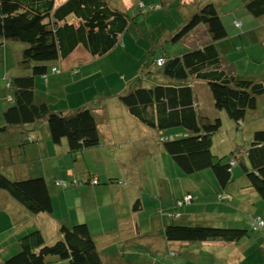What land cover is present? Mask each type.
<instances>
[{
    "label": "trees",
    "instance_id": "1",
    "mask_svg": "<svg viewBox=\"0 0 264 264\" xmlns=\"http://www.w3.org/2000/svg\"><path fill=\"white\" fill-rule=\"evenodd\" d=\"M165 1L169 0H164L163 4L168 3ZM240 3L264 25V0H240ZM163 4L148 6L142 1L138 7L146 13L164 8ZM118 5L111 0H64L60 3L58 0H0V59L8 57L17 46H21L22 57L20 73L4 71L9 77L4 96L8 104L0 106V119L3 121L0 136L17 130L22 137L21 142L17 141L30 143L37 140L36 136H31L34 130L39 126L45 127L50 144L65 145L74 162H79L80 154L85 155L101 145L104 141L101 129L104 123L98 112L101 104L87 101L93 96L84 95L80 99H84V103L76 104L79 106L74 108H57L52 104L55 101L40 102L37 95L41 96V77L62 73L63 70L55 63L69 59L78 48H83L93 57H103L120 43V36L128 29L131 18L129 12ZM234 24L241 30L244 27L239 20H234ZM249 27L237 38L246 42L247 37H262L259 25ZM200 29L207 33L206 40L188 43L185 52L159 56L153 71L148 70L152 75L144 78L143 84L130 82L124 92L116 93L117 98L132 117L152 129L153 137L157 133L158 142L162 145L158 148L167 156L159 172L167 171L166 166H171L169 162L174 164L175 172L186 176L206 174L211 169L220 185L219 199L224 200L231 196L229 187L236 181L234 166L238 165L242 168L243 178H247L264 201V123L259 116L254 117L259 98L264 97V79L239 76L232 63L220 52L218 42L228 37V31L219 6L213 0H196L187 12L185 22L169 37L171 41L179 42ZM84 67L83 64L71 66L69 75L83 74ZM82 89L86 88L83 86ZM209 92L213 98L212 105L206 104ZM86 102H91V105ZM252 111L248 122L254 127L259 124L263 127L256 128L250 146L243 151L239 148L225 154L216 150L214 136L222 131L224 125L220 114L224 112L231 120L228 121L243 130L245 119ZM6 150L9 149L5 147L3 152ZM16 162L13 157H0V189L30 213H52L54 203L50 179L42 174L15 176L25 173ZM130 165L128 163L125 167ZM120 166L118 173L123 171ZM90 174L82 181L77 177L72 180L53 178V181L55 186L64 190L75 185H99L102 182L97 179L99 175ZM132 178L137 179L138 175ZM121 179L122 175H118L103 183L111 185L122 182ZM188 196L178 199L175 205L189 204L192 199L186 201ZM142 208V201L137 199L132 210L139 212ZM174 214L172 212V217L169 216L164 228L165 237L172 244L209 240L229 242L249 235L246 227L187 224L186 220L182 221L179 215ZM256 217L251 227L264 233V226H255L260 220L264 222V218ZM137 231L140 233V229ZM114 233L100 232L86 221L69 224L62 220L58 236L51 242L39 229L22 235L17 242V251L4 264H106L101 249L103 238ZM135 238H138L137 234L133 240ZM160 253H168L171 264H185L175 260L179 251L174 246Z\"/></svg>",
    "mask_w": 264,
    "mask_h": 264
},
{
    "label": "crops",
    "instance_id": "2",
    "mask_svg": "<svg viewBox=\"0 0 264 264\" xmlns=\"http://www.w3.org/2000/svg\"><path fill=\"white\" fill-rule=\"evenodd\" d=\"M58 1L60 3L64 0ZM111 1L112 3L122 5L123 7L121 9L126 11L129 9L128 7H124L126 4L138 5L142 1L147 2L146 0ZM70 68L71 66L67 65L60 74H51L44 78L41 77V82L46 85L44 86L45 89L49 91L51 86L57 88L58 83L73 79L69 75ZM88 70L89 68L85 66L82 71V77H75L73 83L86 84V78L89 76ZM124 88L125 85H122L119 92H124ZM105 96L109 97L108 95H104L103 100L106 99ZM113 96L114 98L109 101V105L116 115L123 116V120H116L114 123L113 119H111L113 113L111 114L109 109H107L109 110L107 117L103 107L99 109L98 112L104 123V126L101 127L104 141L97 148L87 152V154H80L79 162L73 161L65 145L50 144L48 140L49 133L45 127L39 126L37 129H33L34 132L31 136H36L37 140L30 143H20V138L22 137L19 136L17 130L8 133V135L0 136V157L16 158L17 166L25 172L23 175L17 174L15 176L46 175L51 182L50 188L54 203L52 213L33 214L21 207L0 189V264H4L6 259L15 254L18 239L26 232L28 233L32 230L39 229L50 239V242L54 240L58 236V230L62 220L69 222V224L86 221L90 227L100 229V232L105 231V234L119 231L114 233L116 235L112 234L110 236L107 234V237L103 238L104 242H102L103 247L101 249L106 264H152V256H155L157 252H166L173 246L179 247V253L175 260L185 264H190V261L193 262L192 264H197L196 258L201 256L199 250L190 252L186 251V248L182 249L181 247L202 243L207 244L209 247L213 244V256H216V261L228 262L227 264H233V261L236 259L242 261L244 257L239 255V251L247 253L246 247L250 244V235L244 236L240 240L229 242L209 240L172 244L167 241L164 234L165 225L169 222V216L171 214L162 213L160 215L155 213L154 219L156 222L154 223L152 221V203L157 204V201L154 200V197H157V199L160 198V201H164L163 205L169 208L171 205H175L178 199H183L188 195L191 196L192 201L189 204L174 206L172 209V212L176 213L174 215H179V219L183 217V221H190L193 215L188 213L190 211L187 208L195 202L202 206H208L212 203H218L219 205L226 203L225 211L222 212V208H220L219 212H217V208L216 212H211L210 219L207 222L208 225L218 226L215 224L217 223L215 221H219L221 222V227L240 228L237 223L243 222L244 217L242 211L235 206L236 201L233 198L238 194L237 201L244 200L247 196L256 193L247 178L244 177L246 182L237 188V180L243 178V175L239 173V175H235L236 181L229 187V194L231 196L224 200L219 199L218 193L221 190L218 188L219 182L214 175H209V177L201 175L186 176L176 171L178 175L173 177V175H169L167 171H164V173L159 172L157 174V176L161 175V179L156 176L157 185L153 183L152 178H148L150 179L149 182L145 183L144 181L145 186L142 188L138 178H132L134 175H139V172L136 173V168L133 165L134 159L136 158V162L139 164V161L146 156L144 162L148 163L147 155L150 157L152 155L154 157L160 156V164H163L167 156L158 147L156 150L152 149L151 141L154 135L152 129L132 117L127 108L117 98V94ZM37 100L40 102H48L50 98L46 95L39 97L37 95ZM90 101L93 103L98 102L95 98H91ZM79 103L83 104L84 101L81 100ZM72 106L69 104V107ZM104 106L106 107V105ZM0 123L1 125L3 124L1 119ZM5 147L9 150L3 152ZM140 147L143 149H140ZM128 163L131 165L126 173L128 168L125 166ZM155 163H157V157ZM120 164L124 165V167H121ZM169 164L171 165L170 162ZM119 166L123 168V171L118 173L117 168ZM62 170L63 173L61 172ZM90 172L94 173V175H99L97 179L99 178V181L102 180L99 185L81 184L66 190L54 185L55 180L53 178L58 180H72L77 177L82 181L87 178L86 175H92ZM21 173L23 172L21 171ZM118 175H122V182L111 183V185L103 183L104 180L109 182L110 179L117 178ZM123 175H128V177ZM145 175L151 177L152 174L147 173ZM207 178L208 183L206 182L207 187H205L206 183L204 182ZM200 179L203 182H200ZM211 193H216V195H211ZM137 199H140L143 205L142 210L139 212L132 210L133 203ZM217 201H221V203ZM180 209L183 210L178 213L177 211ZM142 211L145 214H142ZM147 213L149 214L148 216ZM226 214H232L229 215L232 219L228 220V222L223 219L226 217ZM142 215L147 220V227L145 228L147 232H144L142 228ZM254 216L249 217V227L253 232L261 235L263 233L262 230H254L251 227V222L255 218ZM259 216L264 218L262 215ZM155 227L156 230L154 229ZM245 227L247 228V225L243 224V228ZM126 229H130V231L126 232ZM137 229H140V233ZM132 231L138 236L136 242L133 241L135 236L129 235L133 234ZM152 231L156 233H152ZM141 233L142 236H140ZM253 242L258 246H255V248L258 249L262 247V244L264 245V237L262 239L258 238V240H254ZM240 243H243V245L241 246ZM232 246L236 248L233 251H231ZM252 246L250 245L249 248ZM220 251L231 253L227 255V258L217 260L218 254L216 252ZM171 262V259L168 258V264H171ZM200 262L203 263L204 258L200 259ZM159 264L165 263L159 262Z\"/></svg>",
    "mask_w": 264,
    "mask_h": 264
},
{
    "label": "rangeland",
    "instance_id": "3",
    "mask_svg": "<svg viewBox=\"0 0 264 264\" xmlns=\"http://www.w3.org/2000/svg\"><path fill=\"white\" fill-rule=\"evenodd\" d=\"M146 1L148 6H152V4H163L164 0ZM195 1L196 0H169L165 1L168 2L169 5L168 3L163 4L164 8L155 11L150 10L146 13L141 11V9L138 7L139 4H126L124 7L129 8L128 12L131 18L130 25L124 32V34L120 36V43L110 53L106 54L103 57H93L80 47L69 59L55 63V65L61 68V70L63 71L67 67V65L79 66L81 64H84V66L89 68L87 84L73 83L74 77H82V74L79 73L70 76L73 79H70L69 81L58 83L57 88L51 86L49 91L45 89L44 86L46 85L40 83L41 88L37 87L38 89L40 88L39 94L50 96V99L56 102H52V104H54L57 108H74L76 106H79L76 104L80 102V99H82L84 95H86V97L93 96L92 98L98 100L97 104H101V107H99V109L102 108V105H106V107H103L106 117L108 115V111L110 110L111 114L113 113L111 119H113L114 123L116 122V120H123V116L121 117L120 115H116L109 105V101L114 98L113 94L118 93L122 88V85L128 87V85H130V82L131 84H143V79H146L147 76L152 75L150 72H148V70L153 71V65L159 56L166 54L176 55L183 51L185 52L186 50H188V45L191 42H201L207 39V33L204 30L200 29L198 31H194L191 37L185 38L182 41L173 42L170 40L171 36L177 30V28H179L185 22L186 14L191 10L192 6L195 4ZM213 2H217V5L220 9L221 18L228 31V37L218 42V48L220 52L224 56H226V58L232 63L233 69H235L234 72L239 76L248 77L253 80L264 79V25L260 24V22L254 16H252L249 12L246 11V9H244V7H242L240 0H213ZM120 7L123 6L120 5ZM234 20H239L244 24L242 30L234 24ZM258 25L261 27L259 31L262 34V37H259L258 39L253 36L251 38L247 37V39H245L246 42L237 38V35L244 29L248 30L250 28L249 26L254 27ZM169 35L171 36L169 37ZM252 46L254 47L251 48ZM242 49H244V51H242ZM19 50H21V46H17L16 49L14 48V51L12 50V52H10L8 54V57H6L5 59H0V106L4 105L5 107V105L8 104L5 101L6 98L4 96L6 95L5 88L8 84L9 77L8 74H4V71L8 73L13 72L15 74L21 72L19 62L22 57H20L21 53ZM243 56H247V58ZM72 72L73 71H71L70 73L73 74ZM82 85H84L86 89L80 88ZM103 94L108 95L109 97L103 100V96H101ZM208 94L210 98H207L206 104L212 105L213 98L210 92ZM89 100H91V98L87 99V101ZM69 104L73 105V107H69ZM86 104L91 105V102ZM218 113L219 111L216 114ZM251 113H253V111L250 112V114L245 119V129L243 130L237 129V127L234 126L232 122H230L231 120L227 115L224 114V112L223 114H220L223 117L224 125L222 131L214 136V143L216 145L214 147L216 148V150L224 152L225 154L229 152V150L236 151L239 148L243 151V148H248L250 146L254 132L257 130L256 128H262L264 126H262V124H259L254 127L253 123L250 124L248 121H251ZM254 114L255 118L259 116L258 118L260 119V121H264V97L259 98V105ZM103 126L104 124L102 125V127ZM157 136L158 135L155 132V136L152 137L151 141L152 149L155 150L156 146H162L158 142ZM140 149L143 148L140 147ZM145 157L139 161V164H137L136 158L133 162V165L136 168V173L139 172L138 180L142 188L145 186V183L149 182L150 179L148 178H152L153 183L157 185L156 176L159 173L161 165L160 156H156L157 163H155L156 157H154L153 155L152 157L147 155L148 163L144 162L146 160ZM127 168L129 170V167ZM166 168L169 175H173V177L177 176L176 172L174 171V164H171L170 168L169 166H166ZM241 169V166H234V173L236 175H244ZM207 171V173L205 172L206 174H203L204 172H202L196 173L195 175H214L211 169H208ZM238 171L239 174L237 173ZM147 173L152 174L151 177H149V175H145ZM199 181L203 182L201 179ZM205 181H207L208 183V178ZM245 182V178L237 180V188L243 185V183ZM207 183L205 184V187H207ZM218 188L219 190H221L220 185H218ZM211 195L215 196L216 193H211ZM154 198V200L157 201V204L152 203V221H154L155 223V213H158L160 215H162V213L172 214V209L176 205H171L169 208H167L165 205H163L164 201H160V198L157 199V197ZM188 199L191 200L192 197L188 196ZM237 199L238 194L237 196H234L233 200L236 201L235 206L240 211H242V215L244 217V221L238 222L237 224H239V227H243V224L247 225L249 235L251 236V241L250 244H248L246 247L247 253L239 251V255L241 257H244V259L242 261L236 259L235 261H233V264H264V245L262 244V247H259L260 249H256L255 246L257 245H255L253 242L254 240H258V238L262 239L264 235L263 233L259 235L256 232H253L252 229H250L248 223L250 216L253 217L254 215H262L264 217V201L261 200L257 193L247 196L244 200L237 201ZM217 202L221 203V201ZM226 205V203H223L221 205H219L218 203H212L208 206L205 205V207L195 202L193 205L189 206L190 209L187 208L190 211L188 213L193 216L191 217L190 221H186V223L194 225L208 224L207 222L210 219L211 212H216L217 208V212H219L220 208H222L223 212L225 211ZM180 210H178L177 212H182L183 209ZM141 213L145 214V212L143 211ZM148 215L149 214L147 213V216ZM229 215L232 214H226V217L223 218L226 222L232 219V217ZM141 218V222L143 225L142 228L145 229L147 227V220H145V217L143 215ZM182 218L181 220L183 221ZM215 222H217L215 223L216 225L221 226V222ZM154 229L156 230V227ZM129 231L130 229H126V232ZM154 232L155 231H152V233ZM129 235L136 236V234ZM133 241L136 242L137 239L135 238ZM240 245L242 246L243 243H240ZM250 245L253 246L249 248ZM178 248L179 247L174 246V249ZM181 248H186V251L190 252H196L197 250H199V254L201 256L196 258L197 264L201 263L200 259L202 258H204V262L201 264L228 263L216 261V256H213V244H211L210 247L205 243L190 244ZM231 249V251H233L236 248L232 246ZM216 253L218 254L217 260H221L227 258V255H230L231 252L220 251ZM168 258L171 259L168 253H156L155 256H152L151 262L152 264H159V262L168 264ZM192 263L193 262L190 261V264Z\"/></svg>",
    "mask_w": 264,
    "mask_h": 264
},
{
    "label": "built area",
    "instance_id": "4",
    "mask_svg": "<svg viewBox=\"0 0 264 264\" xmlns=\"http://www.w3.org/2000/svg\"><path fill=\"white\" fill-rule=\"evenodd\" d=\"M186 201H190V199H188V197L186 198ZM256 227L260 228L264 226V222L262 220L259 221L258 225H255Z\"/></svg>",
    "mask_w": 264,
    "mask_h": 264
}]
</instances>
